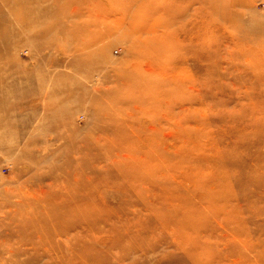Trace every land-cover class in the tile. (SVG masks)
Instances as JSON below:
<instances>
[{"label": "rangeland", "instance_id": "374dc122", "mask_svg": "<svg viewBox=\"0 0 264 264\" xmlns=\"http://www.w3.org/2000/svg\"><path fill=\"white\" fill-rule=\"evenodd\" d=\"M73 248L264 264V0H0V264Z\"/></svg>", "mask_w": 264, "mask_h": 264}, {"label": "bare ground", "instance_id": "6f19581e", "mask_svg": "<svg viewBox=\"0 0 264 264\" xmlns=\"http://www.w3.org/2000/svg\"><path fill=\"white\" fill-rule=\"evenodd\" d=\"M58 1H61V0H58ZM213 2V1H212ZM159 11V10H158ZM163 12H165L164 10H163ZM166 12H167V10H166ZM158 13H160V11L158 12ZM167 14V13H166ZM98 39V38H97ZM96 39V40H97ZM86 47V46H85ZM88 47V46H87ZM252 51L254 50V49H251ZM250 50V51H251ZM75 52V51H74ZM257 52V51H256ZM92 60V59H91ZM178 66V65H177ZM172 77V76H171ZM173 79H174V77H172ZM155 85H157L156 83H155ZM155 88V87H154ZM98 92H100V90L98 91ZM122 163H124L125 164V162H122ZM120 165V164H119ZM113 166H115V165H113ZM126 166V165H125ZM125 166H123V168L125 167ZM127 167V166H126ZM115 168V167H114ZM120 168V167H119ZM116 170V169H115ZM93 190V189H92ZM95 191V190H94ZM93 191V192H94ZM23 193V192H22ZM20 196H21V194H20ZM89 196V195H88ZM24 197V196H23ZM101 197V196H100ZM103 197V196H102ZM37 198H39V197H37ZM37 198H34V199H37ZM232 198V197H231ZM22 199H24V198H22ZM25 199H26V197H25ZM34 199H33V201H34ZM91 199V198H90ZM100 199V198H99ZM20 200V199H19ZM84 200V199H83ZM105 200V199H104ZM23 201V200H22ZM38 201H39V199H38ZM38 201H37V203H38ZM218 201L220 202V203H223V201H225V202H227L228 200H224L223 199V197H219L218 198ZM96 202V201H95ZM101 202V201H100ZM99 202V203H100ZM107 202V201H106ZM211 202L212 203H216V201H214V200H211ZM18 203H19V201H18ZM31 203V202H30ZM103 203V202H102ZM19 204H24V203H19ZM19 204H17V206L19 205ZM33 204H34V202H33ZM42 204V203H41ZM101 204V203H100ZM104 204V203H103ZM223 204H225V203H223ZM30 205H32V204H30ZM37 205V204H36ZM39 205V204H38ZM37 205V206H38ZM109 205V204H108ZM24 206H26V204L24 205ZM35 206V205H34ZM36 206V207H37ZM41 207H42V205H40ZM95 206H96V204H95ZM16 207V206H15ZM20 207V206H19ZM22 207V206H21ZM21 207H20V209H21ZM17 208V207H16ZM57 208V207H56ZM51 208V209H45V210H40L38 207L37 208H32V209H29L28 207L26 208V209H24V210H13L14 211V214H12L11 216H10V222L11 223H13L15 226H19V227H21L22 229H27L28 231H30V230H32V234L33 233H37L38 231H39V229H41V226L39 225V224H37V223H41L42 224V222H45L46 220L48 221V222H52L51 224H49L50 226H48V227H51V228H45V233L46 234H49V235H51V234H56V233H58L59 231H57L56 229L54 230H52V228L54 227V226H56V224H60V221H59V214L61 213V211L59 210V208ZM100 208H101V206H100ZM106 208V207H105ZM99 208L97 207V210H98ZM223 209V208H222ZM221 209V207H219V208H217L216 210L217 211H220V210H222ZM76 210V209H75ZM92 211H93V209H92ZM94 212V211H93ZM15 213H18V216L19 217H21V219L20 220H17L16 222L14 221V218H15ZM74 215V214H73ZM4 217H6L5 215H3ZM2 216V217H3ZM61 216H63L62 214H61ZM78 216V215H77ZM96 217V216H95ZM164 217H166L167 219H170V220H174V221H178V222H180V223H188V224H190V222L191 221H189V219L187 218V220H184L183 221V219H180V216L178 215V214H176V217L178 218V219H176V218H173V215L172 214H168V216H164ZM79 218V217H78ZM97 218V217H96ZM153 218H154V216H153ZM157 218H158V215H157ZM183 218V217H182ZM176 219V220H175ZM95 220V219H94ZM93 220V221H94ZM127 220H129V217L127 218ZM154 220H155V218H154ZM132 222H134V219H133V221ZM91 223L93 224V222L91 221ZM36 224H37V226H36ZM91 226V225H90ZM68 228V227H67ZM42 230V229H41ZM52 230V231H51ZM44 230H42V232H43ZM12 234H14L13 232H12ZM39 237H40V235H39ZM131 245H136V241H133V240H131V243H130ZM91 248V247H90ZM68 249H70V248H68ZM92 249V248H91ZM52 250H53V252L55 253V254H59V253H61L60 251H59V248H52ZM191 250V249H190ZM86 253V252H85ZM84 252H82V251H80V249L79 250H75L74 248L71 250V252H70V254H68L67 256L66 255H61V256H58V257H62L61 258V260L62 261H65L67 264H88L89 262H91V261H93L95 258H97V257H95L94 255H89V254H85Z\"/></svg>", "mask_w": 264, "mask_h": 264}]
</instances>
